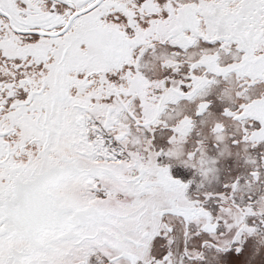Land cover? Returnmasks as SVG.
<instances>
[{
	"label": "snow or ice",
	"instance_id": "snow-or-ice-1",
	"mask_svg": "<svg viewBox=\"0 0 264 264\" xmlns=\"http://www.w3.org/2000/svg\"><path fill=\"white\" fill-rule=\"evenodd\" d=\"M0 264H264V0H0Z\"/></svg>",
	"mask_w": 264,
	"mask_h": 264
}]
</instances>
